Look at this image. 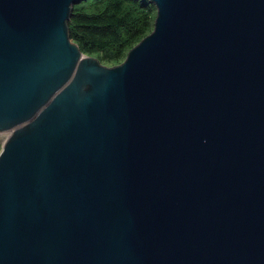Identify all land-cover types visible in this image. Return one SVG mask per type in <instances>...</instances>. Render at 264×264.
<instances>
[{
    "label": "water",
    "instance_id": "obj_1",
    "mask_svg": "<svg viewBox=\"0 0 264 264\" xmlns=\"http://www.w3.org/2000/svg\"><path fill=\"white\" fill-rule=\"evenodd\" d=\"M82 0H0V264H264V0H148L123 63Z\"/></svg>",
    "mask_w": 264,
    "mask_h": 264
},
{
    "label": "trees",
    "instance_id": "obj_2",
    "mask_svg": "<svg viewBox=\"0 0 264 264\" xmlns=\"http://www.w3.org/2000/svg\"><path fill=\"white\" fill-rule=\"evenodd\" d=\"M156 15L148 0H82L73 8L71 39L86 56L116 66L152 33Z\"/></svg>",
    "mask_w": 264,
    "mask_h": 264
},
{
    "label": "rangeland",
    "instance_id": "obj_3",
    "mask_svg": "<svg viewBox=\"0 0 264 264\" xmlns=\"http://www.w3.org/2000/svg\"><path fill=\"white\" fill-rule=\"evenodd\" d=\"M6 137L7 136H5V135L0 136V143H1V145H0V152H1V149H2V144L5 141Z\"/></svg>",
    "mask_w": 264,
    "mask_h": 264
},
{
    "label": "built area",
    "instance_id": "obj_4",
    "mask_svg": "<svg viewBox=\"0 0 264 264\" xmlns=\"http://www.w3.org/2000/svg\"><path fill=\"white\" fill-rule=\"evenodd\" d=\"M0 136H2V135H0Z\"/></svg>",
    "mask_w": 264,
    "mask_h": 264
}]
</instances>
